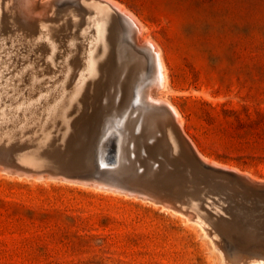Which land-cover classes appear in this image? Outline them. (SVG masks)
I'll list each match as a JSON object with an SVG mask.
<instances>
[{
  "label": "rangeland",
  "instance_id": "1",
  "mask_svg": "<svg viewBox=\"0 0 264 264\" xmlns=\"http://www.w3.org/2000/svg\"><path fill=\"white\" fill-rule=\"evenodd\" d=\"M5 1L12 13L5 17L0 7V264H225L223 256L264 254V183L257 181L264 180V0H114L136 15L141 36L162 50L167 79L160 91L176 106L184 134L201 155L253 177L258 187L174 153L164 127L146 118L144 100L134 105L133 96L125 99L147 65L134 57L119 17L110 22V72L85 102L60 108L49 99L53 93L45 97L26 79L7 86V74L21 70L16 62L45 42L36 15L26 17V11L45 10L41 19L55 18L50 24L53 30L60 25L63 44L81 28L93 33L96 14L86 4L65 6L62 0L0 5ZM67 7L86 11L78 25ZM43 133L48 138L38 144ZM146 141L154 144L151 150ZM33 149L50 162L16 160L15 153ZM98 150L105 169L95 176ZM109 180L120 189L107 188ZM122 182L139 191L123 190ZM180 188L198 190L190 198ZM177 203L194 217L198 209L207 222L189 219ZM214 226L220 251L207 235Z\"/></svg>",
  "mask_w": 264,
  "mask_h": 264
},
{
  "label": "bare ground",
  "instance_id": "2",
  "mask_svg": "<svg viewBox=\"0 0 264 264\" xmlns=\"http://www.w3.org/2000/svg\"><path fill=\"white\" fill-rule=\"evenodd\" d=\"M27 1H30V0H27ZM59 1H61V0H58V4H60ZM18 2H19V0H18ZM73 4H86L88 13L96 14L95 18H94V25H96L95 28L93 27L94 28V32L88 34L89 33V31H87L88 27L81 28L77 32H73L72 31L73 33H72L71 37L67 38L66 39V43L63 44L62 41H61V38H62L61 33L62 32H61V30H59L60 29L59 28L60 25L59 26L57 25L58 27L56 26V28H58V29L53 30L52 27H54L55 25L50 24V22L53 23V21H55L54 20L55 18L54 19H50V20L49 19H41L42 18L41 16H43L42 13L45 10L41 11L40 13H36V12L33 13L34 16L32 15V13L26 11V13H25L26 17H33V19H34L35 15H36L37 21L39 20L37 22V23H39V24H37V25H39V31H40L39 37L41 36V38H44L45 42H44V44L41 45V47H39L37 49H33V47H32L30 50L33 51V54H29L28 55V53H27L25 55V53H24V57L21 58L22 59L21 62H18V61L16 62V63H20L22 65V66H20L21 70L16 69L17 67H14L13 70H11V74L9 76L7 74V77L5 76L6 77L5 83L8 84L7 86L12 85L11 86L12 89L13 88H17V87H19L20 80L26 79L27 81H25V83L29 85V86L27 85L28 87H30L31 89H37V91L39 93L43 94L44 96H45V93H43V92H46V94H47V92L53 93V96H51L49 99H52L53 102H51V103H53L56 106H59L60 108H65L66 109V106L68 104H70V105L74 104L76 101H79V103H76L77 105H80V102H85L86 99H87V96L91 93V90L92 89H93V91L96 90L95 87H97V85H99L101 83L100 82L101 80H102V83H105V82H103L102 78H104L103 76L106 75L108 70L110 72L109 64L111 62L112 55H113V52L115 50L114 42H113L114 33H113L112 28L110 27V22L114 18H116V17L118 18L119 17L121 19V27L126 29L127 36L131 39V41L128 40L129 41L128 44L134 50L133 51L134 57L136 55L137 59H138L137 61H139V62L141 61L142 62L141 64H143L145 62L146 65H147V67H146L147 71L145 70L144 72L140 73L134 79V82H133L134 83V90L131 93H129V92L127 94L124 93L125 99H128V97H132L133 96L134 105L138 104L140 98H142L144 100V102L146 104H148L149 106L150 105L153 106L154 104H159L160 110L165 112V114H167L168 117H171L172 120L166 122L164 115H162L163 112L161 111V113L156 112V113H154L153 116L151 115L150 117H147V119H149L151 121L153 120L154 123H157V124H160V125H165V129H164L165 132H163V134H164V137H166V139L169 140L171 148H172V151L174 153L182 154V155H186L187 156L186 148H187V150H189V152L191 150H194V152L196 153V156H197V157L195 156L196 159L200 163H203V165H206L207 167H209L211 169L224 171V172H226L228 174L233 173L236 176L245 177L246 175L238 172V170H235V168L232 169V168L228 167L227 165L218 164L216 162H213V161L207 159L203 155H201L199 150L196 149L197 147H195V144H193V142L190 140L191 138L189 139V137L184 134V136H185L184 138L189 143V145L187 144L188 146L185 145L186 144L185 140L182 139V137L179 136L180 133L183 134L184 132L182 130L183 126L181 127V118L179 117L178 111L176 110L177 108H175L176 106L174 105L175 106L174 107L171 104V102H169L166 99V97H163L162 94H161V91H160V89L165 85L166 79H167L166 78V69H165L163 57L161 56V53H162L161 51L162 50L160 51L159 46L154 42V40H152L151 38H149L147 36H141L142 26H141L140 22L135 18L136 15L134 16L130 11H128L124 7L120 6L121 4L119 5V3H117L114 0H62V3H61V5H65V6H71ZM0 7L4 11V12L3 11L2 12L5 13L4 14L5 17H11L12 11L10 9L11 8L10 2H8V1L3 2L0 5ZM15 7H16V5H15ZM42 7H45L46 10L48 9V5L47 4L42 5ZM36 8H37V6H36ZM40 8H41V6H40ZM68 8L69 7H67L66 9L69 10L68 14L71 15L70 17L74 21V23H75L74 25H78L79 24L78 23L79 16H80V18H82L81 16H83L86 11L85 10H83V12L76 11V9H75L76 7L75 8L70 7V9H68ZM15 12H13V14H15ZM1 17H3V16H1ZM13 21H11V22H13ZM59 21H61V20H59ZM59 21H58V23H59ZM33 23H35V21ZM116 23H118V22H116ZM116 25L118 26V24H116ZM72 28H74V27H72ZM85 31H86V33L82 34ZM79 34H82V35H80L81 37L80 36L78 37ZM95 36L98 38V40H97V38H96V40H94ZM35 39L37 40V37ZM33 40L34 39H32V41ZM38 40H40V38H38ZM34 43H35V41H34ZM26 45H28L27 42H26ZM64 45H65V48L61 49L60 47H63ZM77 52H78V54H77ZM71 53H73V55ZM128 59H131V58H128ZM135 60H136V58H135ZM80 61H81L82 66L79 65ZM132 64H134V63H132ZM3 66H5V65H3ZM120 70H121V68H120ZM116 71H118V69ZM130 74H131V72H130ZM9 80H11L12 82H9ZM124 83L125 84L123 86H125L126 89H127L129 84H130L129 78L127 80H125ZM26 84H25V86H26ZM101 86H103V84H101ZM25 90H27V88ZM112 91L114 92V90H112ZM20 92H22V91H20ZM39 93L37 95H39ZM42 96H39V97H42ZM28 100H31V98L28 99ZM14 105H16V104H14ZM29 105H32V104H29ZM49 107L51 108V106H49ZM78 108L79 107H77V109ZM89 108H90V106H89ZM111 108L112 107H110V109ZM68 109H69V107H68ZM76 112H77V110H76ZM59 113L63 114V112H61V111H59L58 114ZM23 118H25V117H23ZM115 119H117V117ZM135 132H136V130H135ZM120 136H122V135H120ZM46 137L48 138L47 133H43L38 138L39 141H37V143L38 144H41L43 142L45 143L46 142L45 140L47 139ZM151 147H152V145L147 143V149L151 150L150 149ZM190 153H192V152H190ZM14 156H15L16 160L24 162L26 165L36 166V165L47 164V163L50 162V161H47L45 158L42 159L40 157L39 152L37 150H35V149L29 151L28 153H24V154L23 153H15ZM104 162L105 161L102 158L101 151L98 150V154H97V156L95 158V165L96 166H101V165L104 164ZM4 168L5 167H2V169H4ZM146 175L147 174H141V175H138L137 177L138 178H145ZM110 178H111V176H110ZM252 178H249V179L251 180ZM36 179H38V178H36ZM111 180H112V178H111ZM111 180H109V181L111 182ZM114 180H116V179L114 178ZM253 180H256V179H252L251 181L254 182ZM92 181H94V179ZM257 181L264 183V180H261V179L257 180ZM105 182H107V181H105ZM110 182H108V183H110ZM98 183H96V185H95L96 188H97V185H100V183H102V182H100L99 184ZM113 183L112 184H108V185L106 183L105 185H107V188H109V189H110V187L114 188V189H116V188L120 189V187H119L120 185L116 186ZM122 185H123V187L127 186L126 189L123 188V190L134 189V190H132V193L135 192L134 194H136L139 191V190L135 189L136 185L128 184V183L125 184V182H122ZM136 188H138V187H136ZM157 188H158V186H157ZM186 188L185 189L184 188L178 189V193L180 195H182V193H183V195H184V193H187L188 195L191 194L192 196H188V197L191 198V197H193V194L195 195L197 190H198V188H193V189H186ZM162 190H164V189H162ZM120 191H122V189ZM125 192H127V191H125ZM130 192H131V190H130ZM142 196L144 197L143 194H142ZM184 196H186V195H184ZM195 196H194V198H195ZM206 200H207V198H206ZM162 204H163V202H162ZM165 205H168V204H165ZM177 205H178L177 209H179L178 211H181L182 214H186L189 219H193V217H194L193 216L194 214H192L193 212H188V210L186 209L184 204L177 203ZM193 205H195L194 202H193ZM196 208H197V206H196ZM177 209H175V210H177ZM189 213H191V214H189ZM213 214H215V213H213ZM208 217H209V215H208ZM194 218H195L194 221H197V223H199L201 225L205 224V222H204L205 219H203L202 213L198 209L196 210ZM205 221L207 222V220H205ZM209 224H210V222H209ZM207 227L208 226L206 225V228ZM213 228L214 229H213V231L211 230L212 231L211 233L208 232L209 230L205 229L209 233L207 235H209V237H211L212 242H213V239L218 236L217 235L218 229L217 228L215 229V226ZM222 238H224V237H222ZM246 241H249V239L245 240V242ZM254 241L252 240L253 243H254ZM245 242H242V243L245 244ZM213 243H214V247H217L218 250L220 251V246H218L217 242L214 241ZM223 245L225 246V244H223ZM237 247L238 246H236V248ZM246 247L247 246L244 247V250H245ZM240 250H241V248H240ZM250 250H252V249H249L248 251H250ZM224 251H226V250H224ZM241 251H243V249ZM257 251H258V249H257ZM257 251H253L252 250L251 252H249L250 255H248V257L246 255L247 258H242L241 257L242 259L239 258V256H238L239 254L238 253L233 254L231 257H229L228 255L227 256H223V262L225 264H264V254L262 253L263 251L262 252H257ZM229 253L231 254V252H229ZM245 254H247V253H244V255Z\"/></svg>",
  "mask_w": 264,
  "mask_h": 264
},
{
  "label": "water",
  "instance_id": "3",
  "mask_svg": "<svg viewBox=\"0 0 264 264\" xmlns=\"http://www.w3.org/2000/svg\"><path fill=\"white\" fill-rule=\"evenodd\" d=\"M147 106H146V110H147V116H146V118L147 117H150L151 115L153 116L154 115V113H156V112H158V113H161V111L162 110H160V106H159V104H154L153 106H149L148 104H146ZM163 112V111H162ZM162 115H164V117H165V120H166V122L167 121H171L172 119H171V117H168L167 116V114H165V112H163V114ZM164 120V121H165ZM161 126H163L164 128L163 129H165V125H161ZM180 137H182V139H184L185 140V145L186 146H188L189 145V143H188V141L184 138L185 136H184V133L183 134H181L180 133V135H179ZM147 143L148 144H151L152 145V143H150V142H148V141H146V147H147ZM188 144V145H187ZM153 146V145H152ZM191 150V149H190ZM190 152H192V153H190ZM189 152V150H187V148H186V154H187V157H188V155L189 156H192L193 157V159L194 160H196L200 165H202V166H204V167H207L206 165H203V163H200L197 159H196V153L194 152V150H191ZM196 156V157H195ZM109 158H110V161L111 160H114L115 159V155H109ZM99 168L100 169H105V167L103 166V165H101V166H97V172L95 173V176H98V172H99ZM207 168H209V167H207ZM209 169H211V168H209ZM212 170H216V169H212ZM217 171H221V170H217ZM221 172H224V171H221ZM224 173H226V172H224ZM226 174H228V173H226ZM229 175H232V176H235V177H238V178H242V179H244V180H246V181H249V183L250 184H252L253 186H259V185H262V184H260V183H257V182H252L251 180H248L246 177H243V176H236V175H234L233 173H231V174H229ZM264 185V184H263Z\"/></svg>",
  "mask_w": 264,
  "mask_h": 264
}]
</instances>
